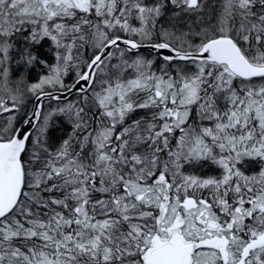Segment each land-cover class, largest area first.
<instances>
[{
	"label": "snow or ice",
	"instance_id": "6c2138e0",
	"mask_svg": "<svg viewBox=\"0 0 264 264\" xmlns=\"http://www.w3.org/2000/svg\"><path fill=\"white\" fill-rule=\"evenodd\" d=\"M0 264H264V0H0Z\"/></svg>",
	"mask_w": 264,
	"mask_h": 264
},
{
	"label": "trees",
	"instance_id": "16d2710c",
	"mask_svg": "<svg viewBox=\"0 0 264 264\" xmlns=\"http://www.w3.org/2000/svg\"><path fill=\"white\" fill-rule=\"evenodd\" d=\"M34 77H35V72H33V78H34ZM67 131H68L67 128H64L63 130H61V129H59V128H55V129H53V130L50 132V135H51L54 139H58V138L63 137V136L66 134ZM246 164H248L247 161H245V164H241V165H239V166H240L242 169L247 170V171H251V170H253V169L256 168V165H255V164H250V165H248L247 168H245V165H246ZM213 171H214L213 169H209V170H208L209 174H210L211 172H213Z\"/></svg>",
	"mask_w": 264,
	"mask_h": 264
}]
</instances>
